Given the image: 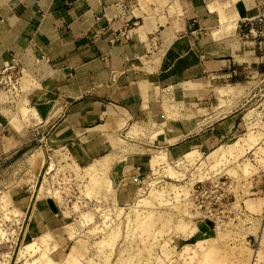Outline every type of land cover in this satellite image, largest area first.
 <instances>
[{
  "label": "crops",
  "instance_id": "crops-1",
  "mask_svg": "<svg viewBox=\"0 0 264 264\" xmlns=\"http://www.w3.org/2000/svg\"><path fill=\"white\" fill-rule=\"evenodd\" d=\"M258 2L0 0V74L24 76L0 96V184L15 157L31 152L39 178L65 149L80 163L110 156L116 200L129 201L134 180L170 160L244 127L264 136V113L247 107L259 93L264 103V38L243 24ZM42 198L23 239L51 215Z\"/></svg>",
  "mask_w": 264,
  "mask_h": 264
},
{
  "label": "rangeland",
  "instance_id": "rangeland-1",
  "mask_svg": "<svg viewBox=\"0 0 264 264\" xmlns=\"http://www.w3.org/2000/svg\"><path fill=\"white\" fill-rule=\"evenodd\" d=\"M12 70V82L0 84V96L7 99L24 80ZM260 97L247 104L249 113H264ZM260 133L244 127L213 148L188 152L147 178L136 177V195L129 201L116 200L121 189L109 177L110 156L80 163L67 150L56 151L39 178L26 160L31 152L15 157L0 184V264H264ZM219 176L234 180L231 191L242 214L214 228L195 209L193 188ZM42 197L50 200L51 215L34 218V237L23 239L25 209Z\"/></svg>",
  "mask_w": 264,
  "mask_h": 264
},
{
  "label": "built area",
  "instance_id": "built-area-1",
  "mask_svg": "<svg viewBox=\"0 0 264 264\" xmlns=\"http://www.w3.org/2000/svg\"><path fill=\"white\" fill-rule=\"evenodd\" d=\"M259 11L253 18L243 20L245 28L264 38V0L258 2ZM15 69L10 65L6 72L0 74V84L12 82ZM264 71V70H263ZM264 76V75H263ZM233 179L221 176L198 182L193 188L195 209L201 214L203 220L213 224L214 228L227 227L235 220L236 215L242 214L235 206L236 196L232 193Z\"/></svg>",
  "mask_w": 264,
  "mask_h": 264
},
{
  "label": "bare ground",
  "instance_id": "bare-ground-1",
  "mask_svg": "<svg viewBox=\"0 0 264 264\" xmlns=\"http://www.w3.org/2000/svg\"><path fill=\"white\" fill-rule=\"evenodd\" d=\"M210 8L211 9H214V10H219L220 12H221V14H222V12H224V8L223 7H221V6H218V5H213V4H210ZM229 10V9H228ZM226 12V11H225ZM26 245H28V243L26 244Z\"/></svg>",
  "mask_w": 264,
  "mask_h": 264
}]
</instances>
